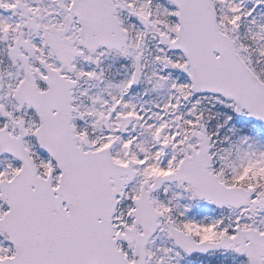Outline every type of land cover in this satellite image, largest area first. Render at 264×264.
Listing matches in <instances>:
<instances>
[{
  "label": "snow or ice",
  "instance_id": "6c2138e0",
  "mask_svg": "<svg viewBox=\"0 0 264 264\" xmlns=\"http://www.w3.org/2000/svg\"><path fill=\"white\" fill-rule=\"evenodd\" d=\"M0 264H264V0H0Z\"/></svg>",
  "mask_w": 264,
  "mask_h": 264
}]
</instances>
